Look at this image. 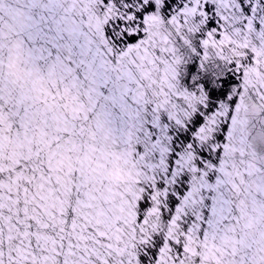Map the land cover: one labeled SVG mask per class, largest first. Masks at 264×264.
Returning <instances> with one entry per match:
<instances>
[{
	"label": "snow or ice",
	"instance_id": "6c2138e0",
	"mask_svg": "<svg viewBox=\"0 0 264 264\" xmlns=\"http://www.w3.org/2000/svg\"><path fill=\"white\" fill-rule=\"evenodd\" d=\"M0 264H264V0H0Z\"/></svg>",
	"mask_w": 264,
	"mask_h": 264
}]
</instances>
